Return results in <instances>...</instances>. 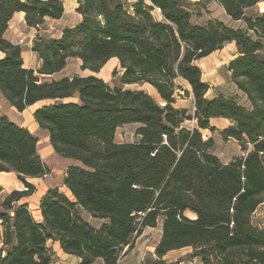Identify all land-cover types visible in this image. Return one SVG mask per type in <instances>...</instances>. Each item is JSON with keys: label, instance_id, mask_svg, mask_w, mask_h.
<instances>
[{"label": "trees", "instance_id": "16d2710c", "mask_svg": "<svg viewBox=\"0 0 264 264\" xmlns=\"http://www.w3.org/2000/svg\"><path fill=\"white\" fill-rule=\"evenodd\" d=\"M213 1L243 26L195 23L199 4L192 0H76L81 21L53 38L41 31L46 20L63 17L62 0H0V92L19 113L51 101L34 119L57 155L80 163L66 169L63 189L42 196L36 221L20 203L36 191L29 180L51 171L38 139L0 116V175L15 173L24 187L0 205V264H53L49 241L79 264H118L143 230L160 221L152 264H182L163 260L182 249L201 264H264V226L253 221L264 204V0ZM15 13L38 32L32 46L41 61L38 76L24 67L21 46L5 38ZM229 43L237 57L227 70L248 108L224 95L208 98L197 65ZM71 59L91 74L39 77L61 73ZM114 59L123 85H148L161 103L97 76ZM181 93L192 96L193 114L176 107ZM219 119L229 122L220 135L244 154L229 163L212 153L214 140L202 133L217 131L212 122ZM132 124L140 125L138 141L117 143V130ZM83 213L106 223L95 228Z\"/></svg>", "mask_w": 264, "mask_h": 264}, {"label": "crops", "instance_id": "0c3cea01", "mask_svg": "<svg viewBox=\"0 0 264 264\" xmlns=\"http://www.w3.org/2000/svg\"><path fill=\"white\" fill-rule=\"evenodd\" d=\"M62 1L64 3V6H65V12H64L63 17L60 20H50V19L46 20L44 30H42L41 33H47L48 35H50L53 38H59L62 34V31L65 28L75 27L81 21V16L76 12V9L78 6L76 0H74L75 15L73 17H71L69 15L68 8H67V5L64 2V0H62ZM52 31H54V32H52ZM37 34H38V32L34 28L27 26L24 13H15L13 18L9 22V26H8L7 31L5 32V38L8 41H10L13 44H17V45L21 46L24 67L28 70H33L36 75H37V71L39 70V68L41 66L40 59L38 58V56L34 52H32L33 42L36 39ZM228 45L234 46V48L236 49L235 43H229V44L225 45L222 50L216 51V52L212 53L211 55H209L208 57L213 56L214 54H216L220 51H223ZM208 57H206V58H208ZM236 57H237V49H236V54L232 58V60H234ZM3 58H4V54L2 52H0V59H3ZM206 58H203V59H206ZM203 59H201V60H203ZM111 61L117 62V60H115V59L111 60ZM229 63H228V65H229ZM197 65H198V62H197ZM228 65H227V67H228ZM81 66H82L81 60L71 59L68 62L66 68L61 73L56 74L54 76H48V77L39 76V77L45 81L59 80V79L66 78V77L69 78V77H72L73 75H76V74L80 75V73L83 72L81 70ZM85 72H87L88 75L91 74L88 71H85ZM227 73H228L229 78H230V73L228 72V70H227ZM100 74H101V72L99 74H97V76H99L100 78H102L106 81V79L104 77H101ZM203 76L204 75L202 73V78H203ZM204 82L210 86V90L207 93V97H208L209 93L212 90V87L207 81H204ZM181 85L188 92H191V90L187 84L182 83ZM151 89L154 92V95L153 96L151 95V96L153 98H154V96L156 98L159 97L157 92L153 88H151ZM236 90H237L236 92H238L237 94H239V96H243V98L245 99L246 104L242 105V106L248 108L249 103H248L246 97L237 88H236ZM214 97H216V96H214ZM214 97H212V98H214ZM180 102H185V103L187 102V104H188L187 108H189V110H192V111L194 110V104H193L194 102H193V98L191 95L189 97L185 98V101L182 100V98H179L177 103H176V107H178V105H180ZM50 103H51V101L39 102V103L35 104L34 106L26 109L24 112L19 113L13 107H11V105L8 103V101L4 98V96L0 92V116H6L11 122L16 124L17 126L29 130V132L38 139V151L40 153V156H41L43 162L47 165V167L51 171V173L49 174V178H47V180H45V183H44L45 184V190H41V192H40L41 198L43 195H45V193L49 189H55V188L63 189L62 188L63 187V180L65 177L66 169L69 166H73V165L80 166V163L73 161V160L64 159L55 153L54 149L50 145L47 131L41 129L34 119L35 110L44 106V105H48ZM178 108H186V107L180 106ZM213 121L228 122V121L221 120V119L213 120ZM134 126H137L136 127L137 129L140 128V125H138V124H136ZM123 127H126V126H123ZM120 129L121 128H119L117 130L115 140L117 143L123 144V143H120L117 141V134H118ZM205 132H208V131H205ZM53 174L55 176V179L52 176ZM41 179H34V180H41ZM15 180L18 181L15 173H2L0 175V186L2 188V192L6 191L8 188L12 187L11 185L15 184ZM9 184H10V186H8ZM36 193H37V189L32 196H34ZM31 197H29V198H31ZM29 198H26L24 200H27ZM24 200L21 201L20 204H27L29 207V210L32 212V208H31L30 203L27 201H24ZM39 202H38V205H39ZM35 208H36V211L32 212L33 217L35 218L36 221L41 222L42 217H41V214L39 212L38 206ZM255 214H254V216H255ZM254 216H253V218H254ZM83 217L85 218V220H87L95 228H100L103 224L106 223L104 220L91 218V216L87 213H83ZM256 225L263 227L264 223L256 224ZM161 228H162V226H161ZM148 229H154V228H148ZM160 232L162 234V229L160 230ZM160 239H161V235H160ZM159 242H158V244H159ZM157 245L154 247V249L152 251V255H153L152 257L154 258L153 261L156 260L155 249H156ZM48 247L53 251V253L55 254V257H56L53 264H79V262H80L79 259L77 257L65 254L63 252V250L61 249L58 242L49 241ZM126 251H127V249H125V252ZM173 252H176V251H172V252L168 253L163 258V260L167 263H173L172 261H166V259H168L169 256H171V254ZM191 252L192 251H189V254ZM145 257H146L145 251L141 253L140 251H138V249L133 248L131 251L128 252L127 255L121 257L118 264H145ZM192 261L195 264H201L198 259H194ZM184 263L185 262H183L182 264H184ZM94 264H104V262H103V260L98 259L95 261Z\"/></svg>", "mask_w": 264, "mask_h": 264}, {"label": "rangeland", "instance_id": "374dc122", "mask_svg": "<svg viewBox=\"0 0 264 264\" xmlns=\"http://www.w3.org/2000/svg\"><path fill=\"white\" fill-rule=\"evenodd\" d=\"M137 0H127L128 5L130 3H134ZM147 1V0H146ZM194 3H198L199 6L195 7L194 12V19L193 21L198 24H204L207 23L210 20H218L220 22H223L224 24L239 28L242 27L243 24L240 22H233L224 10L221 8V6L216 3L213 0H192ZM64 2L67 5L68 13L71 17L75 15L74 11V0H64ZM259 10H264V5L259 6ZM257 12V9L250 10L248 12L249 15H253ZM54 32V31H52ZM236 54V49L234 46L228 45L223 51H220L213 56H210L206 59H203L201 61H198V66L200 67L202 73H203V80L207 81L211 87L212 90L209 93V98H212L217 95H224L229 98H234L240 105H245V99L243 96H239L236 92L235 86L230 81L229 75L227 73V65L232 60V58ZM117 71L116 74H114V71ZM123 72L118 67L117 62L111 61L109 62L101 71L100 76L104 77L108 84L111 87H119L123 89L128 90H143L146 93L150 95H154L153 90L148 85H123L121 82ZM80 75H88L87 72H81ZM182 96L177 98V101L179 98H182V100L185 101V98H187L186 95L181 93ZM156 101L161 103V100L159 97H155ZM188 107L187 102H180V105L178 107ZM189 110V108H187ZM191 114H193L194 110H189ZM136 124L132 125H126V127H122L118 134H117V141L120 143H135L138 141V138L136 137V131L137 126H134ZM213 127L217 129L215 132H205L202 131L203 135L205 136L206 140L209 138H212L214 140V147L212 149V153L217 156L221 162L223 163H229L236 157L243 156V152L241 151V148L239 144L235 140H225L221 135L220 132L224 130L226 127L229 126L228 122H221V121H213L212 122ZM185 126L188 128L193 127L192 122L185 123ZM55 179L54 174L52 175ZM49 178L48 176H45L41 180H29L30 183H32L35 188L37 189V193L32 196L31 198L24 200L30 203L32 212L36 211V208L38 206V202L41 199V190H45V180ZM10 186V184L8 185ZM12 187L8 188L4 192H0V205L3 203L4 199L14 190H23V185L15 180V184L11 185ZM253 221L255 224H262L264 223V204L261 205L254 218ZM162 226V221L158 223V227L154 229H144L142 234L137 237L134 241V248L138 249V251L146 252L145 257V264H152L153 263V255L152 251L154 247L158 244L160 241V230ZM0 231H2V227L0 226ZM2 248V241L0 240V249ZM189 251H192L191 249H182L178 250L176 252H173L171 256H169L166 261H172L173 263H176V261L179 260H185L184 264H195L192 259H190Z\"/></svg>", "mask_w": 264, "mask_h": 264}]
</instances>
